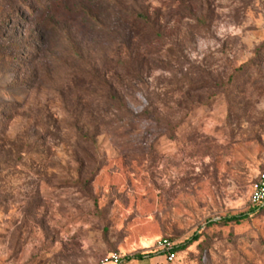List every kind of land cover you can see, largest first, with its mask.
I'll return each mask as SVG.
<instances>
[{
	"label": "rangeland",
	"instance_id": "obj_1",
	"mask_svg": "<svg viewBox=\"0 0 264 264\" xmlns=\"http://www.w3.org/2000/svg\"><path fill=\"white\" fill-rule=\"evenodd\" d=\"M262 174L264 0H0V264H264Z\"/></svg>",
	"mask_w": 264,
	"mask_h": 264
},
{
	"label": "trees",
	"instance_id": "obj_2",
	"mask_svg": "<svg viewBox=\"0 0 264 264\" xmlns=\"http://www.w3.org/2000/svg\"><path fill=\"white\" fill-rule=\"evenodd\" d=\"M189 9H190V13H191L190 15L193 16L194 10L190 7H189ZM137 19L139 22H141L143 24H148L149 26H153L154 32L156 33L155 37L157 38V40H161L163 38V35L161 34V30L157 31L154 24L152 23L151 16H149L148 14H139V15H137ZM73 52L77 58L80 57L79 54L77 52H75L74 49H73ZM229 81L232 82L233 78H230ZM253 207L254 208L249 213L240 214V215H236V216H228V217L222 219L221 222H219V223L224 225V226H228L232 223L241 224L242 222L248 220L252 214L262 210L264 208V205L256 206V207L253 206ZM199 237H200L199 234H195L192 238L187 240L184 244H182L180 246H176L174 249V252L176 254H178L179 252L186 250L187 248L192 246L194 243H196L199 240ZM157 253L158 254L138 255V256L134 257L133 259L138 260V261H144L146 259H152V258L156 257L157 255H162V253H159V252H157Z\"/></svg>",
	"mask_w": 264,
	"mask_h": 264
},
{
	"label": "built area",
	"instance_id": "obj_3",
	"mask_svg": "<svg viewBox=\"0 0 264 264\" xmlns=\"http://www.w3.org/2000/svg\"><path fill=\"white\" fill-rule=\"evenodd\" d=\"M251 204L253 206L264 205V174H262L254 187L253 194L251 197ZM175 244L169 240H162L157 245V251L165 255L168 262H174L177 254L174 252ZM122 257L117 254H111L104 258L101 264H122Z\"/></svg>",
	"mask_w": 264,
	"mask_h": 264
}]
</instances>
